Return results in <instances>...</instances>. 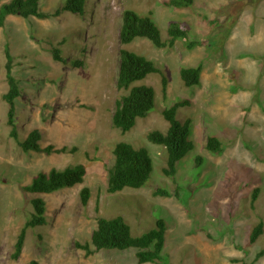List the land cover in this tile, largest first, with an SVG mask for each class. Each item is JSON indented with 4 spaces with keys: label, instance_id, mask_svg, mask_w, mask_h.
I'll return each mask as SVG.
<instances>
[{
    "label": "rangeland",
    "instance_id": "374dc122",
    "mask_svg": "<svg viewBox=\"0 0 264 264\" xmlns=\"http://www.w3.org/2000/svg\"><path fill=\"white\" fill-rule=\"evenodd\" d=\"M10 0H0V6ZM164 0H87L84 13L62 12L40 20L9 16L0 28V264H138L136 250H101L90 245L99 218L121 214L133 235L166 225L162 261L158 264H252L264 250V0H195L187 9L164 6ZM64 0H41V12L52 14ZM148 16L167 38L170 23H182L188 41L203 42L189 50L178 39L172 48H156L137 38L122 46V14ZM13 56L12 74L21 96L15 101L19 139L38 130L41 147L66 148L46 156L24 153L9 137L4 47ZM57 48L65 63L55 62ZM153 61L167 78L150 75L137 85L155 91V108L122 134L112 128L115 103L125 93L117 88L120 50ZM74 62L82 64L74 66ZM202 66L200 82L186 88L179 70ZM178 101L176 118L190 121V151L166 177L167 154L147 140L151 131L165 132L161 112ZM222 143L219 155L205 148L207 138ZM118 142L147 150L152 172L140 189L108 194L112 149ZM83 165L82 184L51 194L22 189L40 172ZM88 188L86 206L80 191ZM170 197L154 196L158 189ZM258 189L256 200L252 195ZM46 207V225L29 229L17 260L11 258L16 237L32 215L31 200ZM263 223L253 244L252 228ZM253 264H264V256Z\"/></svg>",
    "mask_w": 264,
    "mask_h": 264
},
{
    "label": "trees",
    "instance_id": "16d2710c",
    "mask_svg": "<svg viewBox=\"0 0 264 264\" xmlns=\"http://www.w3.org/2000/svg\"><path fill=\"white\" fill-rule=\"evenodd\" d=\"M41 0H10L0 6V28L4 27L5 20L9 16H17L22 19L37 18L45 20L56 18L62 12L81 16L85 10L87 0H64L60 9L48 14L41 12L39 3ZM195 0H164L163 4L169 8L187 9L193 6ZM188 31L182 23L172 22L167 28V38L161 39L160 31L148 16H140L134 11L126 10L122 14V23L119 30V42L122 46L131 44L137 38L147 39L156 48H172L178 39L186 40L187 49L203 45V42L188 41ZM5 79L7 91L2 95V100L8 106L7 126L9 137L17 142L24 153H37L50 156L52 154L65 153L66 148L56 149L52 145L41 147V134L38 130L28 133L25 139L20 140L15 124V101L21 96L18 81L12 74L13 56L6 44L4 47ZM52 58L55 62L65 63L59 56L57 48L52 50ZM81 62H74V66H80ZM202 66L186 67L179 70L182 85L186 88L197 86L200 82ZM150 75H159L161 78V92L166 95L167 78L163 71L151 60L144 56L120 50V64L117 77V88L125 94L115 103V110L111 117L112 128L122 134L132 130L139 119H144L155 108V91L152 87L137 83L145 80ZM189 106L188 101H178L161 112L163 120L167 123L165 132L151 131L147 134V140L164 148L167 154L166 166L162 173L166 177L176 174L177 164L193 150V144L189 137L191 134L190 121H179L176 114L179 108ZM205 148L212 155L222 153L223 146L219 139L209 136ZM113 164L108 170L107 188L108 194H116L124 189H140L149 180L152 172V162L144 148H134L126 142H118L112 149ZM86 174L83 165L68 166L62 170L51 169L48 173H38L30 182L23 187V191L29 194H51L65 188H72L82 184ZM154 196L170 197V194L158 188ZM258 189L252 195V203L256 200ZM88 188L80 191V201L86 206L89 199ZM33 213L20 229L13 247L11 258L17 260L24 247L26 233L29 229L45 226L46 207L40 198L31 200ZM166 225L164 221L157 220L153 229L142 235H133L126 219L121 214L112 218H99L96 228L91 235L89 244L77 247L84 250L86 255L101 250L124 251L136 250L138 264H158L162 261V253L165 246ZM263 233V223L256 224L250 233L249 242L255 243ZM264 256V250L259 251L253 261ZM252 263V264H253ZM29 264H37L31 261Z\"/></svg>",
    "mask_w": 264,
    "mask_h": 264
}]
</instances>
